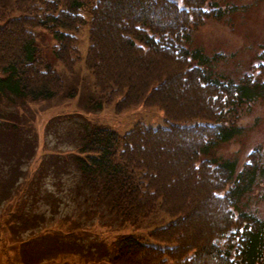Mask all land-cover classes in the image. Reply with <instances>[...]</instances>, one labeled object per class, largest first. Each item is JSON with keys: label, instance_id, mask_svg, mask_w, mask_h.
Returning <instances> with one entry per match:
<instances>
[{"label": "trees", "instance_id": "obj_1", "mask_svg": "<svg viewBox=\"0 0 264 264\" xmlns=\"http://www.w3.org/2000/svg\"><path fill=\"white\" fill-rule=\"evenodd\" d=\"M88 1L0 0V103L73 98L75 88L53 61L73 73L74 34L86 23L89 107L155 108L163 117L161 125L138 122L122 135L85 123L77 148L58 153L77 173L76 185L97 193L123 224L138 226L157 213L169 218L147 239L120 235L108 262L264 264V217L250 202L257 187L264 197V144L241 164L219 152L244 134L241 118L264 101V41L251 68L230 77L217 65L221 55L190 47L192 31L222 20L225 7L95 0L85 21L79 12ZM39 30L53 40L52 61L38 46ZM10 128L15 124L0 121V140Z\"/></svg>", "mask_w": 264, "mask_h": 264}, {"label": "rangeland", "instance_id": "obj_2", "mask_svg": "<svg viewBox=\"0 0 264 264\" xmlns=\"http://www.w3.org/2000/svg\"><path fill=\"white\" fill-rule=\"evenodd\" d=\"M94 1H88L79 12L85 21ZM173 1L181 4V0ZM211 1L228 12L222 20L207 19L192 31L190 47L198 46L207 55H221L218 67L236 77L251 68L264 41V0ZM36 35L38 46L52 61L50 34L39 30ZM74 35L79 60L73 73L53 61L68 87L75 88L73 98L0 103V121L15 124L0 140V264H111L108 259L120 235L132 233L147 239L150 231L169 221L157 213L138 226L123 224L97 199V193L76 185L74 170L64 167L65 159L58 153L77 148L85 123L108 127L120 135L138 122L152 126L163 123L155 108L117 112L108 105L92 110L93 80L84 67L86 23ZM241 122L246 126L244 134L219 149L222 154L236 156L239 164L251 148L264 144V101L255 103ZM261 191L255 188L250 202L264 217Z\"/></svg>", "mask_w": 264, "mask_h": 264}]
</instances>
